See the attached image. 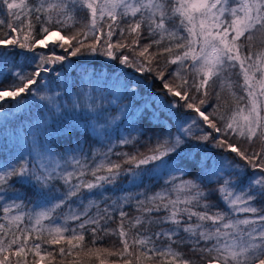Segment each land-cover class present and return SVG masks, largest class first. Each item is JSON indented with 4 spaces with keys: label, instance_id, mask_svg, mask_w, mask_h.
I'll return each mask as SVG.
<instances>
[{
    "label": "snow or ice",
    "instance_id": "snow-or-ice-1",
    "mask_svg": "<svg viewBox=\"0 0 264 264\" xmlns=\"http://www.w3.org/2000/svg\"><path fill=\"white\" fill-rule=\"evenodd\" d=\"M0 12L21 22L6 25L0 18V29L7 27L6 32L0 31V60L23 56L26 64L34 65L31 71L10 70L12 82L0 87V118L5 121L24 107L28 96L46 100L56 114L76 113L83 107L81 118L104 117L108 109L98 102L104 99L100 82L90 75L81 83L92 84L101 92L99 98L92 96L91 89L71 93L75 85L70 86L67 80L64 88L71 97V108L58 103L59 94H40L47 82L42 86L38 81L51 73L66 76L57 66L66 68L69 57L102 55L134 73H154L172 97L160 102L163 118L153 113L167 131L147 153L120 154L125 157L122 162L110 159L109 148L108 152L93 153L90 166L75 128L68 131L65 142L71 144L76 136V147L65 152L57 154L45 148L33 132L26 156L15 162L0 156V201L9 190L17 193L3 207L9 227L5 231V224H0V264H64V258L74 251L72 264H90L82 258L92 257L99 264H145L153 259L157 264H197L178 251L184 245L199 254L202 264H264V208L255 203L264 201V0H38L35 6L27 0H0ZM79 12H86L87 23H81ZM33 13L38 29L32 24ZM21 14L27 18L26 26ZM114 35L119 37L116 41ZM142 39L147 43L142 44ZM165 40L168 44L161 48ZM154 47L156 51H150ZM57 48L65 54H58ZM165 55L168 59L161 67L159 57ZM168 65L177 67L166 79ZM236 68L243 80L246 104H237L228 115L220 112L219 103L208 112L211 84L219 80L221 90L227 87L231 91L225 74ZM119 91L109 104L116 103ZM112 123L111 118L106 119L97 134L103 135L101 130ZM120 143L132 141L125 137ZM256 143L259 149L254 147ZM96 156L102 158L96 161ZM88 175L92 179H85ZM124 176L134 185L144 177L168 179L160 191L135 198L138 215L134 217L123 207L131 205L133 197L105 202L103 208L97 199L89 198L102 196L106 186L115 185ZM60 181L64 191L57 188ZM213 184L216 187L212 188ZM16 185L27 186L23 196ZM213 193L219 194L227 211L213 210L216 206L209 200ZM29 196L37 198L34 209L38 210L24 211L23 201ZM62 208L67 211L61 219L55 213ZM14 210L16 214L10 215ZM241 213L250 215L240 218ZM117 215L118 227L107 228ZM26 217L30 226L21 228ZM70 221L79 223L70 227ZM151 225L159 226V231L149 232ZM141 226L143 231H134ZM89 231L92 245L97 232L102 231L117 235L120 247H89L85 242ZM157 241L167 243L158 245ZM42 245L59 246L60 260L52 251L42 252ZM110 257L117 260L109 261Z\"/></svg>",
    "mask_w": 264,
    "mask_h": 264
},
{
    "label": "trees",
    "instance_id": "trees-1",
    "mask_svg": "<svg viewBox=\"0 0 264 264\" xmlns=\"http://www.w3.org/2000/svg\"><path fill=\"white\" fill-rule=\"evenodd\" d=\"M29 5L35 6L38 3V0H27ZM78 17L81 20V23H87V14L86 12H79ZM0 18L5 19L6 25L9 22L14 23V25H20V21H15L14 19L8 17L3 12H0ZM23 20V25L26 26L27 18L21 14ZM32 24L36 29L39 28V23L35 19V14H32ZM6 25L0 29V31H7ZM81 24H77V27H80ZM170 27L172 25H169ZM2 38V37H0ZM119 37L117 35L113 36V41H116ZM91 39V38H89ZM141 43H147V40H141ZM168 41L165 40L163 44L160 45L161 48L166 46ZM260 45L257 44V48ZM19 51V50H17ZM38 52H46V49H38ZM58 54H65L62 49H56ZM150 51H156L154 47ZM131 55V53H128ZM28 56H32V53H27ZM168 57L160 56L159 61L161 67L164 66L165 61ZM70 63L66 68L57 66V70L62 73L66 72V76L62 75L57 77L54 73L48 74L45 76L44 81H38L42 86L47 82V88L40 93L41 95H57L58 103L64 104L67 103L68 107L71 108V97L69 94L65 93V80L68 81V84L75 85L71 87V93H80L81 90L87 92L90 89L92 90V96L94 98H99L101 92H96L92 84L87 82L81 83L86 76H92L93 81H99L101 91L104 99L102 102L104 107L108 109L104 117H101L99 120L93 119L91 116L81 118V112L83 107L77 109L76 113L71 111L61 112L59 114L54 113L49 110V106L46 100H40L39 97L28 96L26 103L23 108L14 111L9 114L7 121L3 118H0V156L6 157L9 161L15 162L16 158L21 156H26L29 147H30V138L33 132L37 133L39 142L45 147L50 148L55 151L57 154L65 152L69 149L75 148L77 144L76 136H73L71 144L66 143V137L68 131L72 128L76 129V134L79 137V144L83 148L84 154L88 157L87 163L91 166L93 164V153H104L108 152V149L111 148L109 157L113 161L122 162L125 157L120 155L122 153L136 154L147 153L150 148H152L156 140L162 137V133L166 132V129H162L159 122L153 118V113L161 116L163 118V104L161 101H170L172 97L166 94V90L162 88V81L154 78V73H134L132 69H124V66L119 65L117 62L112 61L111 59L99 55V56H78V57H69ZM20 66L19 68L17 66ZM31 63L26 64L24 57H13L9 55L7 60H0V72H3L4 75H0V87L8 85L12 82V77L10 75V70H21V71H31ZM176 65H168L165 78L168 79V72L175 69ZM192 77L189 76L191 81ZM225 79L230 81L232 84V89L229 91L227 87L223 90L220 88L221 81L217 80L211 84L209 88V97L207 111L211 112L212 106L219 103L220 112L228 115L230 114L239 104L243 107L246 104V93L241 88L243 83L242 77L239 74V69H233L230 72L225 74ZM117 89L119 91V99L114 104H109L108 102L114 99V93ZM111 90V91H110ZM134 90V91H133ZM235 92V96L231 93ZM217 93H219V99H217ZM79 99L83 102L84 97L81 95ZM14 103V102H12ZM181 104L183 101L180 102ZM9 102L5 103L7 107ZM121 108L125 110L122 112ZM111 118L113 123L103 129V135H98L97 130H100L101 125L106 124V119ZM39 123V128L37 124ZM206 131L207 126H204ZM173 133L176 132V128L171 129ZM127 137L132 143L122 144L120 143L121 139ZM236 137H233L235 140ZM241 145L247 147V143L243 140L240 141ZM256 149H259V143L254 145ZM211 148V145H209ZM212 151H218L213 149ZM75 154V153H73ZM102 157L96 156L95 160L99 161ZM128 167V165H124ZM69 171L73 169L69 168ZM249 175L252 174V170L249 169ZM85 179H92L90 175L86 176ZM130 177L124 176L120 178L115 185L106 186L103 190L102 196H95L89 198H95L100 202V207L107 204H111L113 200L118 198H123L126 196L133 197L131 205L125 204L124 210L128 212L129 217H134L138 215L135 207V198L143 199L145 195H152L160 191L161 187L165 186V181L168 179L167 176H158V177H144L142 182L138 184H130ZM14 183V181H13ZM212 188L216 187L215 184L211 185ZM16 188L19 189V195L23 196L24 192L27 191V186L25 188H20L19 185H16ZM57 188L60 191L65 190L63 182H57ZM143 195H140V194ZM17 193L13 190H9L6 193V199L0 201V224H5V231H7L9 224L4 217L3 207L5 204L10 203L12 199H15ZM209 200L212 204L216 206L213 210L227 211L226 205L221 201L219 194L213 193L210 195ZM19 203V201H17ZM24 204L26 208L25 212H30L34 209V205L37 203L36 197L25 198ZM87 203V200H85ZM257 207L264 208V201L255 202ZM67 208L58 209L55 213L56 216L63 218L62 214L66 213ZM94 211V210H93ZM16 211L10 215H15ZM163 215V213H161ZM250 214H239L240 218H244ZM48 221H45L47 224ZM78 221H70V227H76ZM119 224L118 215L112 221L108 222L106 227L109 229H116ZM29 225L27 217L24 220V223L20 226ZM127 227V221L125 222ZM30 226V225H29ZM167 227V225H164ZM149 232L159 231V226L151 225L149 226ZM13 232H16V228H12ZM134 231H143V226L141 228L135 229ZM19 234V233H17ZM0 235H3L0 233ZM131 235V234H130ZM35 238V233H33V239ZM46 238V233H45ZM8 239H11V234L9 233ZM92 239L91 232H87L85 242L89 247L95 246L100 248H109L116 250L120 247V240L117 235L108 234L106 235L102 231L97 232V239L95 245L90 243ZM167 241H157L158 245L166 244ZM31 245V241H30ZM176 248V245H173ZM59 246H49L42 245V252L52 251L57 255V261L60 260L58 255ZM178 251L185 254L186 258L192 259L197 262V264H202L200 256L198 253H193L190 251L188 245H184L178 248ZM15 259V258H13ZM29 262H31V255L28 256ZM76 259L75 251L71 256H66L64 258V264H72L73 260ZM109 261L117 260L116 257L108 258ZM82 260H90V264H99V262L94 258H82ZM46 264V262H45ZM118 264H122V261H119ZM135 264V262H134ZM145 264H157V260H146Z\"/></svg>",
    "mask_w": 264,
    "mask_h": 264
},
{
    "label": "rangeland",
    "instance_id": "rangeland-1",
    "mask_svg": "<svg viewBox=\"0 0 264 264\" xmlns=\"http://www.w3.org/2000/svg\"><path fill=\"white\" fill-rule=\"evenodd\" d=\"M71 169V168H70Z\"/></svg>",
    "mask_w": 264,
    "mask_h": 264
}]
</instances>
